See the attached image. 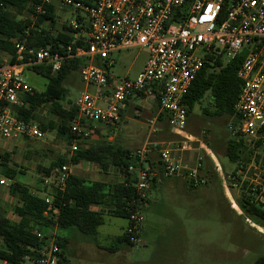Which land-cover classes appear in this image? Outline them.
<instances>
[{"label":"built area","instance_id":"obj_1","mask_svg":"<svg viewBox=\"0 0 264 264\" xmlns=\"http://www.w3.org/2000/svg\"><path fill=\"white\" fill-rule=\"evenodd\" d=\"M53 1L43 0L37 4V14L45 13V6ZM59 2L61 9L68 7L82 12L67 23L74 41L53 51L44 45L29 44L27 29L23 38L11 39L15 47L14 62L0 61V138L20 141L22 138L40 139L45 135L40 125L20 118L15 111L17 106L24 105L25 96L37 89L25 78V68L49 64L53 72H57L67 60L83 58L85 62L79 69L81 77L97 90L94 93L84 90L76 98L74 103L78 113L69 122L71 134L88 138L97 128L95 122L117 123L126 102L136 97L144 101L158 100L160 109L170 115V130L179 136L181 151L192 149L193 141H201L186 131L188 106L185 97L204 65L206 54L214 50L222 54L225 62H230L244 51L238 70L242 87L234 104V116L240 136L247 139L254 154L247 164L227 177L231 187L240 189V196L246 193L250 196L247 199L264 212V157L258 158V151L264 149V0ZM2 5L0 2V7ZM77 40L84 44L75 45ZM134 47L148 51L143 69L134 78L112 76L108 72V65L113 64L112 53ZM173 144L168 141L147 142L129 152L133 162L127 171L135 179L137 191L134 203L146 202L149 184L159 174L155 163L160 165L164 177L182 175L194 187L207 183L203 175L205 157L199 156L195 164L185 163L177 157ZM201 145L205 147L203 142ZM80 148L74 138L70 142L72 153ZM206 151L214 161L215 169V158L208 149ZM155 152L157 159L153 156ZM72 165H57L42 175V187L47 188L43 195L50 207L53 200L50 191H64L72 174ZM10 181L0 172V186ZM232 205L237 207L235 202ZM139 210L131 211V223L127 228L134 245L140 241L139 232L144 220ZM33 232L40 239V245L33 248L34 254L26 255L25 260H32L35 264H59L62 247L57 234L52 228L48 231L34 229Z\"/></svg>","mask_w":264,"mask_h":264},{"label":"rangeland","instance_id":"obj_2","mask_svg":"<svg viewBox=\"0 0 264 264\" xmlns=\"http://www.w3.org/2000/svg\"><path fill=\"white\" fill-rule=\"evenodd\" d=\"M56 6L58 25L53 26L54 31L61 30L62 24L64 26L68 20L82 13L68 7L61 9L59 1H56ZM147 58L146 48L114 51L111 55L113 64L108 65V72L114 77L134 78L143 69ZM25 77L38 90H43L48 82L46 77L32 69H26ZM64 86L68 89L64 98L67 107L75 102L80 92L88 90L94 93L97 90L96 86L83 81L79 71L72 72ZM205 108L210 111L215 108L208 95L188 115L186 129L189 135L199 138L205 147L201 142L193 141L192 149L181 151L179 136L174 134V137L156 120L154 100L144 101L136 97L123 109V116L117 123H112V127L111 123L95 122L98 131L88 138L76 139L81 148L111 143L130 151L147 142H174L177 157L185 163L195 164L197 158L203 155L205 162L211 164V170L217 171L212 180L196 187L182 175H156L150 182L148 203L141 205L139 210L144 218L139 243L123 247L116 253L102 254L97 246L112 244L113 238L128 223L123 216L105 211V221L96 235L82 233L73 227H53L52 231L59 236L66 232L69 234L66 249L68 262L61 260L62 264H250L264 255V221L243 213L239 205L241 191L231 187L227 177L237 167L226 155L228 139L235 133L232 120L225 115L205 113ZM37 114L38 117L31 120L37 125L48 124L49 120L59 122L49 105L39 108ZM44 131L45 135L40 139L22 138L1 148V151L11 152V165L23 172L19 175L21 181L33 190L40 186L38 180L44 174L43 168H48L59 156L70 158L74 154L68 137L60 135L57 128ZM5 143V140L0 141L1 145ZM206 148L215 158V169ZM258 154V158H261L264 149L259 150ZM153 156L157 159V152ZM72 173L89 182H117L122 179L112 166L105 170L91 161L73 164ZM10 183L0 187V208L7 216L17 219L14 207L18 204V198L9 193ZM233 202L237 207L232 205ZM0 264L5 262L0 260ZM23 264L35 263L26 259Z\"/></svg>","mask_w":264,"mask_h":264},{"label":"trees","instance_id":"obj_3","mask_svg":"<svg viewBox=\"0 0 264 264\" xmlns=\"http://www.w3.org/2000/svg\"><path fill=\"white\" fill-rule=\"evenodd\" d=\"M42 1L0 0L3 4L0 7V49L11 53L12 61L15 60V47L11 39L23 38L27 29L26 37L29 44L44 45L53 51L60 50L62 44L74 41V36L71 34L72 30L67 27V24H64V31H54L53 26L57 17L56 1L59 0L47 4L45 13L37 14L35 6ZM17 15L20 17L18 18ZM79 44H84V42L77 40L75 45ZM244 55L245 52L242 51L234 60L225 62L222 54L210 50L205 56L203 67L198 72L185 97L188 115L208 95L215 108L213 111L205 108L204 112L210 115H225L232 120L233 132H237L228 139L226 155L237 164L236 170L247 164L254 154V150L240 136L237 118L234 116V104L242 87L238 70ZM84 62L85 59L83 58L67 60L61 70L57 72H53L52 66L49 64H37L28 67L46 77L48 83L43 90L35 89L32 94L26 95L24 105L15 108L16 114L24 120L31 121L35 119V114L39 108L49 105L50 111L58 117L59 122L40 123V127L43 130L57 128L58 133L66 135L70 142L74 138L80 139L81 137L71 134L69 129L70 120L78 113L77 107L74 102L71 106L65 107L62 101L68 92L64 83L72 72L79 71ZM97 63L101 64L99 60ZM154 105L156 120L159 124L164 125V129L167 128L171 132L169 113L160 109L158 100L154 101ZM110 125L112 127L113 124ZM129 152V149L109 143L97 147L80 148L70 158L59 156L53 160L48 168H44L43 173L49 172L52 167L57 165L91 161L99 164L105 170L112 166L124 179L117 182L104 180L89 182L84 177L72 173L64 191H50L53 196L50 207L43 195L47 188L37 187L36 190H33L24 184L19 177L23 172L11 165V152L2 151L0 172L11 179L9 193L18 198V204L14 207V215L17 219L7 216L0 208V260L4 261L5 264H23L26 255H33V248L40 245V239L34 234V229L48 231L53 227H73L82 233L96 235L99 226L105 221V211L111 215L127 218L128 225L121 234L113 238L110 246L104 248L110 252H116L123 247L133 246L134 244L130 241L127 233V228L131 223L130 214L132 210L140 209L144 203L139 201L134 203L137 198V191L135 179L127 171L128 165L133 162L129 157ZM155 166L161 175L160 165L155 163ZM215 174L209 166L203 170L207 183L215 177ZM245 187L246 185L243 186L244 189ZM248 197L250 196L244 192L239 196L241 209L247 215L264 221V212L251 203L247 199ZM58 240L63 250L68 240L60 238ZM59 264L62 262L60 261ZM250 264H264V255Z\"/></svg>","mask_w":264,"mask_h":264},{"label":"crops","instance_id":"obj_4","mask_svg":"<svg viewBox=\"0 0 264 264\" xmlns=\"http://www.w3.org/2000/svg\"><path fill=\"white\" fill-rule=\"evenodd\" d=\"M60 15H62V14H60ZM57 20V19H56ZM55 24H57L58 25V23L57 22H55ZM64 26H63V24H62V29L61 30H63L64 28H63ZM12 58H13V56H12V54L11 53H9V52H7V51H4V50H2V49H0V61H5V62H14V61H12ZM26 69H29V68H25L24 70H23V73H24V76H25V71H26ZM38 74V73H37ZM40 75V74H39ZM26 78V77H25ZM27 79V78H26ZM28 81V80H27ZM29 82V81H28ZM30 83V82H29ZM48 83V82H47ZM31 85H33L32 83H30ZM34 87H35V85H33ZM36 88V87H35ZM131 99L132 98H130L129 100H128V102H126V104H125V107H124V109H126L127 108V106H128V104L130 103V101H131ZM64 101L65 100H63L62 101V104L65 106V107H67L65 104H64ZM56 116V115H55ZM122 116H123V111H122ZM38 117V114H37V112H36V114H35V118H37ZM50 121H54V120H49V122ZM1 140H5V139H2V138H0V141ZM25 140V139H24ZM6 141V143L4 144V145H1L0 144V151H1V148H3V147H6L7 146V144L9 143V142H11V141H8V140H5ZM4 151H8V150H4ZM2 152V151H1ZM262 156L264 157V154H262ZM191 164V163H190ZM210 163L208 162V163H206V166L208 167H210ZM44 171V168H43V170H42V172ZM42 178V177H41ZM41 178H39V185L40 186H38V187H42V185H41ZM120 181H121V179H120ZM0 187H2V186H0ZM147 203H148V201H146L144 204L145 205H147ZM239 209V208H238ZM239 212H242L241 211V209H239ZM127 225H128V223H127ZM127 225H126V227H127ZM125 228V227H124ZM124 228H123V230H124ZM141 230H142V228H141ZM141 230H140V232H141ZM123 232V231H122ZM121 232V233H122ZM120 233V234H121ZM119 235V234H118ZM117 236V235H116ZM115 236V237H116ZM57 237L58 238H60V239H62V240H68V237H69V234H68V232H66L65 234L64 233H62L61 234V236H59V234H57ZM108 237H109V235H108ZM67 244H68V242H66V244H65V247H64V249L62 250L63 251V256H62V260H63V262L64 263H67L68 262V259H67V256H66V249H67ZM97 247H99L101 250H100V252L103 254V253H116V252H118V251H116V252H110V251H107L104 247L105 246H103V245H100V246H97ZM121 250V249H120Z\"/></svg>","mask_w":264,"mask_h":264}]
</instances>
